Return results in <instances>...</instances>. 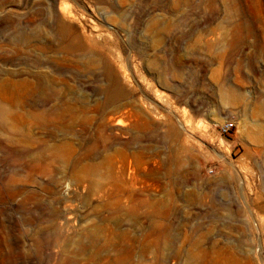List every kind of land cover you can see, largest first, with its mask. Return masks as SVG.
Instances as JSON below:
<instances>
[{
  "label": "rangeland",
  "instance_id": "rangeland-1",
  "mask_svg": "<svg viewBox=\"0 0 264 264\" xmlns=\"http://www.w3.org/2000/svg\"><path fill=\"white\" fill-rule=\"evenodd\" d=\"M0 264H264V0H0Z\"/></svg>",
  "mask_w": 264,
  "mask_h": 264
},
{
  "label": "built area",
  "instance_id": "built-area-1",
  "mask_svg": "<svg viewBox=\"0 0 264 264\" xmlns=\"http://www.w3.org/2000/svg\"><path fill=\"white\" fill-rule=\"evenodd\" d=\"M235 127V124L233 121H226L223 124H221L220 126H218V132L221 135V137L225 138L228 135H230V132L233 130V128ZM225 144L227 145L228 149L230 148V143L225 142ZM205 174L206 176L210 177V178H214L216 177L217 172L215 171L214 168L209 167L207 170H205Z\"/></svg>",
  "mask_w": 264,
  "mask_h": 264
},
{
  "label": "bare ground",
  "instance_id": "bare-ground-1",
  "mask_svg": "<svg viewBox=\"0 0 264 264\" xmlns=\"http://www.w3.org/2000/svg\"><path fill=\"white\" fill-rule=\"evenodd\" d=\"M57 33H58V35H59V37L61 39H65V40L68 41L66 49L69 50V49H77V48H79L78 39H76L75 37L68 38L69 37V27L66 24H64L63 22H59L57 24ZM111 93H112V91H111ZM116 97H117V95H116Z\"/></svg>",
  "mask_w": 264,
  "mask_h": 264
},
{
  "label": "crops",
  "instance_id": "crops-1",
  "mask_svg": "<svg viewBox=\"0 0 264 264\" xmlns=\"http://www.w3.org/2000/svg\"><path fill=\"white\" fill-rule=\"evenodd\" d=\"M223 138V137H222ZM231 145V144H230ZM231 147V146H230Z\"/></svg>",
  "mask_w": 264,
  "mask_h": 264
}]
</instances>
